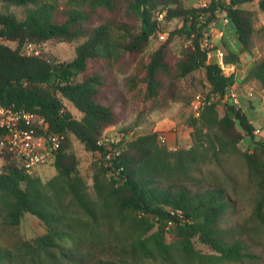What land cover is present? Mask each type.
I'll return each instance as SVG.
<instances>
[{"label": "trees", "instance_id": "16d2710c", "mask_svg": "<svg viewBox=\"0 0 264 264\" xmlns=\"http://www.w3.org/2000/svg\"><path fill=\"white\" fill-rule=\"evenodd\" d=\"M64 1L66 5L60 7L58 0H0V106L37 113L48 131L36 133L64 136L54 160L47 164L55 169L47 181L1 148L0 264H212L249 258L244 241L222 227L232 201L216 171L224 175L231 156L241 161L256 193L251 218L264 227V141H254L255 128L239 107L225 102L220 113L221 102L212 98H222L235 85V76L209 62L200 41L208 25L224 12L240 54H251L254 24L258 12L264 16V0L228 4L209 0L203 9L185 0ZM14 8L22 9V18ZM99 14L107 17L93 23ZM176 20L181 24L173 30L162 25ZM159 33L164 40L144 59ZM175 37L187 43L179 57L170 48ZM77 40L82 41L68 62L22 53L27 43ZM123 58L135 62L132 71L123 69L128 73L126 92L144 102L165 103L172 99L178 80L204 71L209 104L189 122L188 148L171 151L153 131L128 139L124 147L115 144L119 155L105 160L110 150L99 141L118 125L119 117L113 103H105L101 95L104 77L97 70L88 72L89 64L102 62L111 71ZM224 63L242 66L239 54L229 50ZM246 80L264 89V55L253 62ZM65 102L80 113L79 119ZM71 137L86 152L100 154L91 166V183L79 172ZM244 138L252 146L242 150ZM206 166L215 170H203ZM195 174L210 181L213 177L216 184L191 189L188 185ZM26 214L42 223L44 233L7 244L4 237ZM195 239L211 254L196 251ZM94 252L105 257L86 258Z\"/></svg>", "mask_w": 264, "mask_h": 264}, {"label": "rangeland", "instance_id": "374dc122", "mask_svg": "<svg viewBox=\"0 0 264 264\" xmlns=\"http://www.w3.org/2000/svg\"><path fill=\"white\" fill-rule=\"evenodd\" d=\"M57 4L61 7L66 5L64 0H58ZM197 4H195L196 6ZM253 10H256V6H251ZM18 17L22 18V9H13ZM2 9L0 8V13ZM107 17V16H106ZM95 15L93 23L98 24L106 18ZM114 16H112L113 18ZM181 23L176 20L175 22L163 23L162 25L166 30H173ZM255 33L253 36V52L255 56L264 55V16L259 12L257 14V20L254 24ZM164 40V39H163ZM157 36L152 38L150 46L143 54V58L147 59L149 54L163 41ZM82 40H77L71 43L49 41L41 46H35V49L39 54H45L55 58L60 62L71 61L75 56V47L81 43ZM187 43L181 37H175L170 44L172 52L177 56H181ZM10 46H14L11 45ZM250 56L248 59H251ZM135 62L134 59L123 58L114 69L109 71L105 67L104 63L89 64V71L97 70L105 79L106 86L102 90V97L105 103H113L114 109L118 114V125L107 131V136L114 142L118 141L121 147L126 145V142L130 138H135L141 135L157 131L159 136H163L166 143L169 145H175L177 150L180 148H188L191 145V132L192 128L189 122L192 115L191 103L196 95L208 96V86L204 81V71H196L192 75L177 81L176 87L172 90V99L169 98L165 103L163 100L147 101L144 102L140 98L134 97L133 94H128L125 89V79L128 75L123 69L129 67L132 71ZM83 75H80L79 79H82ZM222 103L219 105L220 113H223ZM66 108L71 112L72 116L76 119L81 117L80 113L76 111L69 103L65 102ZM250 118V114L248 112ZM255 128L262 129L261 134L254 136V141H260L261 137H264V124H254ZM126 132H124L123 130ZM72 139V151L79 160V172L91 183V166L97 160L96 154H91L85 151L84 146L76 140ZM176 139V140H175ZM251 143L249 138H244L240 142V148L246 149V145ZM1 153V147H0ZM12 156V155H11ZM14 158V156H12ZM16 159V158H14ZM230 163L224 171V175L220 171H216L219 174V182L227 189L230 199L232 201L231 207L228 209L225 215L222 227L232 229V237L241 238L247 246V253L249 258L244 259L241 263L225 262L215 260L212 264H264V227L260 226L255 220L251 218V212L255 201V191L253 187L248 183L245 174V167L235 156H231ZM3 163V159L0 156V166ZM203 170L214 171L213 166H206ZM33 175H39L44 181L51 179L55 175V169L50 165L38 166L31 170ZM213 181H210L208 176L203 177L199 174H195V179L188 187L191 189L203 188L211 184H216V181L212 177ZM44 226L42 223L29 214H26L21 224L8 232L4 237L5 242L9 245L17 239L32 240L44 233ZM194 248L196 251L209 255L211 252L209 249L200 243L197 239L194 240ZM104 250V249H103ZM108 251V249H105ZM109 252H111L109 250ZM108 252V253H109ZM106 255V254H105ZM112 255V253H110ZM105 257L104 254L94 252L87 255V259ZM148 264V263H146ZM182 264H184L182 262Z\"/></svg>", "mask_w": 264, "mask_h": 264}, {"label": "built area", "instance_id": "2783aa9c", "mask_svg": "<svg viewBox=\"0 0 264 264\" xmlns=\"http://www.w3.org/2000/svg\"><path fill=\"white\" fill-rule=\"evenodd\" d=\"M228 4L229 0H222ZM208 3L200 2V8H207ZM224 13V12H223ZM165 11L157 15V20L162 21ZM204 18L200 17V22H204ZM215 21L208 25L207 30L204 31L203 37L200 41V47L207 51L208 59L214 54L218 60V65L225 72L228 65L224 63V52L215 49L210 41V32ZM223 23L228 24L229 19L224 13ZM158 38L164 39V34L159 33ZM22 53L24 55H38L35 46L27 43L25 44ZM248 98L253 97V90L250 88L246 93ZM212 100L222 103L229 102L233 106L239 107L240 100L238 92L233 88H229L226 94L220 98L213 97ZM209 101L202 95H196L191 103L192 115L198 117L205 105ZM36 130L43 133L48 131V124L45 119L37 113L29 112L24 109L14 110L9 107L0 106V147L7 153L14 156V158L21 161L22 165L31 172L35 167L45 166L52 162L55 158L57 150L60 148L61 141L64 139L63 135L57 134H38ZM158 141L161 145H167L171 151L177 150L175 145H168L163 136H158ZM100 144L106 145L109 153L105 155V160H110L112 156H118L119 150L114 147L118 141H112L108 136L103 137ZM98 157L99 153L96 154ZM179 213V212H178Z\"/></svg>", "mask_w": 264, "mask_h": 264}, {"label": "crops", "instance_id": "0c3cea01", "mask_svg": "<svg viewBox=\"0 0 264 264\" xmlns=\"http://www.w3.org/2000/svg\"><path fill=\"white\" fill-rule=\"evenodd\" d=\"M186 4L193 7H199L200 2L209 3V0H185ZM195 4H197L195 6ZM224 13L217 15L214 25L212 26V31L210 32V41L215 49L221 50L226 53L228 50L234 53H238L241 57L242 66L241 68H236L233 65H228L225 70V75L233 74L235 76V85L233 88L239 94L240 106L239 108L248 117L249 122L255 128L254 124H264V89H262L256 81L246 80V75L250 70L253 62L260 56H255L253 50L249 54L247 52L240 54V46L236 40V35L230 23H223ZM252 56L251 59H248ZM209 62L217 63L218 60L213 54L209 59ZM253 90V97L248 98L246 93L249 89ZM250 114V118L248 116ZM262 129L255 128L254 136L260 135ZM176 140V139H175ZM264 141V137H261ZM171 145V144H170ZM248 147L252 146L251 143L246 145Z\"/></svg>", "mask_w": 264, "mask_h": 264}]
</instances>
